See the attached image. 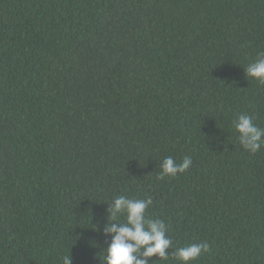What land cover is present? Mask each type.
<instances>
[{"label":"trees","instance_id":"16d2710c","mask_svg":"<svg viewBox=\"0 0 264 264\" xmlns=\"http://www.w3.org/2000/svg\"><path fill=\"white\" fill-rule=\"evenodd\" d=\"M260 52L264 0H0V264H101L119 195L169 253L207 242L189 264H264V145L232 124L264 128Z\"/></svg>","mask_w":264,"mask_h":264},{"label":"clouds","instance_id":"9594fccd","mask_svg":"<svg viewBox=\"0 0 264 264\" xmlns=\"http://www.w3.org/2000/svg\"><path fill=\"white\" fill-rule=\"evenodd\" d=\"M243 69L247 77L264 84V52L258 53L257 58ZM232 124L239 134V143L245 150L255 153L264 145V128L258 127L252 116L239 114ZM191 163V157L188 156L179 163L170 156L165 157L160 164L159 175L175 176L185 172ZM151 204L150 198H128L123 195L115 196L111 200L104 228L105 235L110 239L102 248L103 253L99 258L101 264H149L147 258L153 255L165 261L171 256L180 264H189L209 251L207 242H196L176 247L169 253L167 250L172 247L173 242L167 235V225L162 219H149L145 215ZM62 262L72 264L70 254L62 257Z\"/></svg>","mask_w":264,"mask_h":264}]
</instances>
